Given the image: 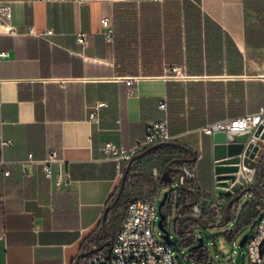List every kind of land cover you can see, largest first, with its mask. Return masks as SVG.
I'll use <instances>...</instances> for the list:
<instances>
[{"label":"crops","instance_id":"1","mask_svg":"<svg viewBox=\"0 0 264 264\" xmlns=\"http://www.w3.org/2000/svg\"><path fill=\"white\" fill-rule=\"evenodd\" d=\"M126 1L142 5L130 18H110L108 40L100 17L115 16ZM0 2L10 5L16 27L0 33V49L9 51L0 64V131L12 141L0 162V264H75L104 244L101 219L121 177L102 146L131 145L151 120L166 117L175 140L195 153L200 204L205 193L227 195L215 185L213 146L242 134L199 127L264 105V0ZM127 76H137L132 95ZM50 149L53 175L70 172L65 186L44 174L39 160ZM108 222L107 214L112 231ZM97 251L78 264H94Z\"/></svg>","mask_w":264,"mask_h":264},{"label":"built area","instance_id":"2","mask_svg":"<svg viewBox=\"0 0 264 264\" xmlns=\"http://www.w3.org/2000/svg\"><path fill=\"white\" fill-rule=\"evenodd\" d=\"M11 17L12 10L10 5L0 2V33H14L16 31L15 25L11 22ZM100 22L107 39L112 40L113 26L110 17L107 15L101 16ZM51 30L47 29L46 32H51ZM78 41L82 45H86L85 32L78 33ZM8 55V50L0 49V64ZM136 79L137 76L124 77L128 85V95L134 94L133 84ZM102 105L103 102L95 104L94 110L90 114L92 119L98 118V108ZM158 107L161 110H166V101L161 99L158 102ZM199 130L207 134H212L216 131L244 134L246 136L244 140L245 146L249 143H256L259 139L264 141V105L253 112H245L238 116L222 118L207 123L200 126ZM257 130H259L258 133H256ZM176 138L177 135L170 132L168 120L164 117L149 121L146 125L144 136L131 145L126 146L114 141H107L102 146V152L105 158L116 163L118 175L121 177L126 163L136 153L154 143L175 140ZM11 142L10 139H4L0 131V162H3L1 155L3 145ZM263 155L264 148L262 157ZM242 156L240 155L241 159L239 162L234 163L237 166L236 170L223 172H216L215 170L219 179L217 183L225 186L224 190L227 195L222 201L220 200L217 203L214 201L209 202L215 212L214 220L224 219L223 208L228 199L252 182L256 166L254 168L245 166L242 162ZM28 160L35 161L32 154H29ZM56 160V151L50 149L47 156L39 161L42 164L45 176L53 178L54 185L65 186L70 180V172L61 167L59 172L53 175L52 163ZM215 163L216 168L217 160H215ZM181 167L184 170L185 181L196 177V167L192 161L181 164ZM162 170L163 168L152 165L149 172L158 181ZM4 173L8 174L9 171L5 170ZM219 175H233V178H220ZM172 182V185H177V174L173 176ZM236 185L237 189L234 188ZM200 200H197L195 205L189 209L190 213L198 217L200 215ZM158 213V203L146 196L131 200L126 206L123 218L112 240L105 246V249L95 252L90 258V262L94 264H99L102 261L106 262V264H174V257L177 255L174 246L165 241H159L152 232V223L158 217ZM243 246L248 251L250 264H264V197H261V203L258 205V218L255 230L252 235H248ZM183 255L188 257L187 254Z\"/></svg>","mask_w":264,"mask_h":264},{"label":"rangeland","instance_id":"3","mask_svg":"<svg viewBox=\"0 0 264 264\" xmlns=\"http://www.w3.org/2000/svg\"><path fill=\"white\" fill-rule=\"evenodd\" d=\"M142 4L136 2H120L118 5L117 12L115 16H110L112 21L117 17L118 19H127L130 18L135 11H138ZM190 8L193 7L189 4ZM180 153V151H179ZM158 164L164 167V160L157 159L155 160ZM162 161V162H161ZM161 162V163H160ZM146 170H150V164H146ZM215 177V185L221 189L223 192L224 187L222 184H218L219 181L218 177L216 176V172L214 171L213 174ZM196 177L187 179L190 183L195 182ZM256 178V172L253 173L252 182H254ZM221 181V180H220ZM172 183L165 184L163 182L157 183L156 179L151 176V188L148 191L143 193L144 196L148 197L149 199L159 203L162 199L165 191L170 190L176 185H172ZM196 186V185H195ZM197 188V186H196ZM199 190V189H197ZM135 194V192H131L130 195ZM222 194V193H221ZM207 198V202H210L212 198L215 200L222 199V195H218L217 192L205 193ZM203 197L200 194V197L197 199H202ZM248 195H243L236 204L240 209L242 204L246 201ZM222 201V200H221ZM176 205L174 202H171L169 205L166 203L163 207V211L166 214V218L164 220V227L169 231L171 238L176 239L179 237V241L174 244L175 251L178 253V256L174 257V264H209L208 262L218 263V264H250V258L247 249L244 246L240 245V240L243 238L245 234L252 235L255 230V221L257 218H252L249 222H245L242 218H238L233 216L230 221L227 223L219 224L223 219H216L211 221L210 223L215 222L216 225L212 227H200L197 224H192V222L188 219L183 224L176 225ZM159 213L158 217L153 220L152 223V232L154 236L159 241H164L162 237V229L158 225L159 220ZM189 227L196 235L203 236V246L197 248L195 251H192V244L189 240H185L182 235L177 232V228L184 229L182 227ZM184 232L183 234H185ZM208 254L209 259L207 261H203L200 259L201 253ZM183 254H190L193 256L192 259L188 260L187 256ZM235 259V260H234Z\"/></svg>","mask_w":264,"mask_h":264},{"label":"water","instance_id":"4","mask_svg":"<svg viewBox=\"0 0 264 264\" xmlns=\"http://www.w3.org/2000/svg\"><path fill=\"white\" fill-rule=\"evenodd\" d=\"M259 130H257L256 133H258ZM246 139V136L239 135L237 140H231V141H226V142H216L213 146V157L215 160H217V165H216V172H223V171H234L237 169V166L234 164L236 162H239L242 156V162L245 166L254 168L257 165V162L259 159L262 157L263 154V148H264V141L261 139L257 140L256 143H249L248 145L245 146L244 140ZM173 145V146H178L181 147L188 152L192 154V157H184V156H174L170 159H168L164 163V167L161 173V180L163 183L168 184L172 183L173 181V176L177 174V185L183 190H186L194 195L193 200H187L181 204H178V197L173 198V202L176 205V220L180 223L186 221V220H192L195 224L199 225L200 227H212L215 224L214 223H205L203 222L197 215L190 213L189 209L195 205L197 201V194L196 190L193 187H190L187 185L184 177V170L181 167V164L185 162H190L194 161L196 159L195 153L191 150L190 147L186 146L185 144H182L181 142H178L176 140H168V141H160L157 143H154L145 149L139 151L136 153L125 165L123 174L120 178V182L118 185V190L117 193L115 194L113 200L107 204V206L104 209V213L101 219V225L103 229L105 230L106 234L109 236V238L105 241L104 244L94 247L89 249L88 251L80 253L77 258L75 264H78V260L80 256H88L92 254L94 251H97L101 248H103L105 245H107L113 238L114 232L108 230L106 227V218L109 210L115 205V203L119 200V197L123 191L124 184H125V179H126V174L132 164V162L146 154L147 152L151 151L152 149L160 146V145ZM220 178L224 177H232L233 175H219ZM235 189H237V185L234 186ZM255 190L261 197H264V192H260L257 188V186L254 184V182L249 183L247 186L243 187L241 190H239L236 194L232 195L228 201L225 203L224 208H223V214H224V222L227 223L230 220V213H231V206L235 203L238 202L239 199L243 196L246 195L247 192ZM168 198V190L165 191L162 199L158 203V212H159V220H158V225L162 229V237L165 242L174 245L176 242L174 239L171 238L169 231L164 227V220L166 218V214L163 211V207L165 204L169 202ZM248 238V234H245L243 238L240 240V245L243 246L245 241ZM203 242V238L199 237V244L197 246H201ZM106 264V262H104ZM209 264H218V263H213L209 262Z\"/></svg>","mask_w":264,"mask_h":264},{"label":"trees","instance_id":"5","mask_svg":"<svg viewBox=\"0 0 264 264\" xmlns=\"http://www.w3.org/2000/svg\"><path fill=\"white\" fill-rule=\"evenodd\" d=\"M190 5L195 6V3L190 1ZM183 150H184L183 148L178 147V146L163 144V145H160V146L152 149L151 151L147 152L146 154L135 159L132 162V164H131V166H130L127 174H126L124 188H123V191L119 197V200L115 203V205L108 212V219H109L108 226L111 227L113 232L116 231V229L119 225V222L124 215L127 204L133 199L144 196L143 195L144 186L146 184L151 185V176L152 175H150L149 172L146 170L147 162L160 159V160H164V163H165L168 159H170L174 156H178L179 151L181 152ZM255 172H256V178L254 180V184L257 186V188L260 192H264V155L261 158V160L259 161V163L256 165ZM119 182L116 184V186L114 187V189L110 193L108 200H107V204H109L113 200L115 194L117 193ZM156 182L157 183L162 182L161 178L159 177V180L158 181L156 180ZM186 183L188 186H191L197 190L194 182L190 183L188 180H186ZM131 192H135V194L130 195ZM197 193L200 196V193L198 190H197ZM190 195H191L190 192L183 190L180 187L176 186V187L168 190V199H169L168 205L171 202H173V198L175 196L178 197L177 203L181 204V203L187 201V199L190 197ZM247 195H248V198L242 204L240 209L238 208V205L236 204V202L231 206L232 214L230 216V220L233 216L236 215V217L242 218L243 221L249 222L252 218H256L258 216V205L261 203V196L255 190H251V191L247 192ZM214 215H215V212L208 202H204V203L200 204L199 218L203 222L210 223L211 221H214ZM190 221L192 222V224H195L192 220H190ZM184 222L180 223L176 220V225L179 223L183 224ZM223 222H224V219L221 222H219V224H222ZM213 223L216 225L215 222H213ZM254 225H256V221H255ZM182 228H184V229L177 228L176 230L180 235L183 236V238L186 241L190 239V243L192 244V248H191L192 251H195L197 248L203 246V242H202L201 246H197L199 244V237L203 238V236L196 235L187 226L182 227ZM184 232H186V233L183 234ZM174 240H175V242H178L179 237L177 236L176 239H174ZM103 249H105V247ZM174 249H175V247H174ZM187 255H189V254H187ZM176 256H178V253ZM189 257L190 258L188 260L193 258V256L191 254ZM200 259H202L203 261H207L209 259L208 254H206L204 252L201 253Z\"/></svg>","mask_w":264,"mask_h":264},{"label":"flooded vegetation","instance_id":"6","mask_svg":"<svg viewBox=\"0 0 264 264\" xmlns=\"http://www.w3.org/2000/svg\"><path fill=\"white\" fill-rule=\"evenodd\" d=\"M184 157H186V156H184ZM191 187V186H190ZM196 190V189H195ZM191 195H190V197L187 199V200H193V198H194V195L192 194V193H190ZM196 194H197V199L199 198V195H198V193H197V190H196ZM167 200H168V198H167Z\"/></svg>","mask_w":264,"mask_h":264}]
</instances>
